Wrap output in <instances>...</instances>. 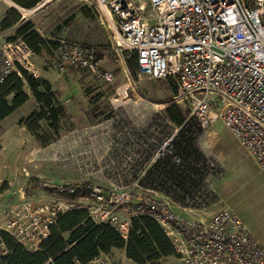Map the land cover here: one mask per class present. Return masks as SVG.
<instances>
[{"label": "built area", "instance_id": "built-area-1", "mask_svg": "<svg viewBox=\"0 0 264 264\" xmlns=\"http://www.w3.org/2000/svg\"><path fill=\"white\" fill-rule=\"evenodd\" d=\"M42 1L29 11L43 8ZM93 1L111 45L60 41L58 72L80 70L112 84L99 51L132 54L140 75L175 80L168 106L187 104V115L176 125L164 107L127 104L118 100L122 92L108 118L61 138L54 160L76 176L72 181L52 183L30 175L25 162L18 170L0 159V235L36 253L57 218L72 211L85 212L94 227L112 226L124 240L133 219L149 218L183 264H264V242L218 197L215 185L227 167L209 139L221 122L264 170V0ZM33 54L22 38L3 42L0 85L20 68L36 78ZM68 142L74 144L63 149ZM14 171L26 186L8 197ZM75 264L112 261L99 254Z\"/></svg>", "mask_w": 264, "mask_h": 264}, {"label": "rangeland", "instance_id": "rangeland-1", "mask_svg": "<svg viewBox=\"0 0 264 264\" xmlns=\"http://www.w3.org/2000/svg\"><path fill=\"white\" fill-rule=\"evenodd\" d=\"M6 1L0 0V25L9 9L16 5ZM20 9V7L15 8L20 15L19 23L5 31H1L0 28V47L3 42L21 38L17 37L16 33L25 23H30L33 29L49 43L39 54H33L31 63L36 78L46 82L45 93L50 96L51 106L60 109L61 112L58 120L53 122V127L52 122L47 118L43 121L32 119V114L36 113L39 107L25 85L24 90L28 100L9 115L2 125V122L0 123V159L9 162L13 167L16 164L18 170L25 162L23 166L30 175L48 181H68L71 176L54 160V154L58 151V140L82 127L104 121L111 115L110 107L117 99V95L122 92L118 100H123L127 104L131 105L132 101L141 99L144 102L142 104L158 105L166 109L175 93L173 90L175 80L152 79L140 75L137 71L136 80L130 76L129 81H125L123 66L113 64L112 59L106 57L103 50L99 51L98 55L106 58L102 64L104 70H111L115 75L112 84H107L80 70L73 69L60 73L55 65L59 57V47L54 48L51 43L68 41L96 47L111 45L107 25L98 15L94 1L51 0L43 8L30 14H25L22 12L24 9ZM131 57L132 54H125L124 63L126 64ZM177 105L187 110V104ZM30 128L35 129L34 134L30 132ZM47 135L56 137L50 147L42 146L39 141V138ZM209 135L213 151L223 157L227 167L226 176L215 185L218 197L226 207L242 219L260 242H264V170L253 164L221 122L218 121L211 126ZM14 152L16 157L24 160H14ZM14 173L15 171L11 175ZM14 175L15 192L21 187L25 188L26 180L19 171ZM6 256V249L0 242V262ZM113 257L110 258L115 264L120 261L123 264H133L126 260L122 253ZM159 264L183 263L174 255L161 260Z\"/></svg>", "mask_w": 264, "mask_h": 264}, {"label": "trees", "instance_id": "trees-1", "mask_svg": "<svg viewBox=\"0 0 264 264\" xmlns=\"http://www.w3.org/2000/svg\"><path fill=\"white\" fill-rule=\"evenodd\" d=\"M40 1L12 0L18 7L24 9L23 11H29ZM19 22V13L10 8L1 22V31L8 30ZM16 36L21 37L35 54H39L49 44L30 23L21 25ZM51 44L54 48L59 47L58 43ZM126 66L131 78L136 80L138 67L135 55L126 62ZM19 73L20 75L11 73L0 85V123L26 103L28 100L24 90L26 85L39 107V110L32 114V119L43 121L47 118L53 127V122L58 120L61 110L51 106L50 96L45 93L46 82L34 78L21 68ZM175 88L176 85L174 91ZM165 113L169 120L180 125L187 115V110L178 105H171L166 108ZM34 131V128H30V132L34 134ZM54 139L56 137L47 135L39 138V141L45 147ZM0 237L8 251L0 264H43L48 259H52L53 264L85 263L99 254L110 253L112 249L125 250L126 258L133 264H159L161 260L174 256L168 239L149 218L133 219L128 239L124 240L112 226L101 224L94 227L85 212L72 211L57 218L56 223L51 226L49 237L42 245V251L36 253L26 252L6 233H1Z\"/></svg>", "mask_w": 264, "mask_h": 264}, {"label": "crops", "instance_id": "crops-1", "mask_svg": "<svg viewBox=\"0 0 264 264\" xmlns=\"http://www.w3.org/2000/svg\"><path fill=\"white\" fill-rule=\"evenodd\" d=\"M105 47H108V46H105ZM105 53V55H107L106 57H109V58H111L112 59V63L113 64H115V65H122L123 66V73H124V78H125V76H128L129 75V71H128V69H127V66H126V64L124 63V57H122V56H117L115 53H113V51H107V52H104ZM104 67V66H103ZM105 70H107V69H105ZM108 71H111V70H108ZM112 72V71H111ZM113 73V72H112ZM114 74V73H113ZM115 76V75H114ZM129 77H130V75H129ZM129 77H128V79H126L125 81H129ZM11 114H13V112L11 113ZM10 114V115H11ZM7 118H9V116L8 117H6L4 120H2V123H1V125L3 124V122L5 121V120H7ZM0 125V126H1ZM83 128V127H82ZM54 142H52L51 144H49V147L53 144ZM59 143V145L61 144V139H60V142H58ZM74 143L73 142H68V143H65V145H64V147H63V149L64 148H66V147H68V146H70V145H73ZM58 152L60 153V151L62 150V146L60 145V146H58ZM14 160H20V161H22V160H24V158H19V157H16V152H14ZM66 172V171H65ZM68 175H70L71 177H73V178H71V177H69L70 179L68 180V181H72V180H75L74 178H76V176L75 175H73V174H69V173H67ZM14 180H15V177H14ZM50 182H52V183H63V181L62 182H58V181H51V180H49ZM67 181V180H66ZM65 182V181H64ZM12 188V187H11ZM9 189V191H7V196L8 197H12L13 196V194H14V187L12 188V189ZM10 194V195H9ZM122 253V256L126 259V255H125V250H121V249H112L111 251H110V253H108V254H106V255H108L109 257H111V258H114L113 257V255H115V256H117V254H121ZM110 258V259H111ZM126 260H128V259H126ZM111 261L113 262V264H115L114 263V260L113 259H111ZM130 261V260H129ZM117 262H119V261H117ZM120 264H123L121 261L119 262ZM118 263V264H119Z\"/></svg>", "mask_w": 264, "mask_h": 264}, {"label": "bare ground", "instance_id": "bare-ground-1", "mask_svg": "<svg viewBox=\"0 0 264 264\" xmlns=\"http://www.w3.org/2000/svg\"><path fill=\"white\" fill-rule=\"evenodd\" d=\"M48 2H49V1H47V0H43L41 4L48 3ZM22 12L25 13V14H26V13L30 14V11H22Z\"/></svg>", "mask_w": 264, "mask_h": 264}, {"label": "water", "instance_id": "water-1", "mask_svg": "<svg viewBox=\"0 0 264 264\" xmlns=\"http://www.w3.org/2000/svg\"><path fill=\"white\" fill-rule=\"evenodd\" d=\"M31 12V11H30Z\"/></svg>", "mask_w": 264, "mask_h": 264}]
</instances>
